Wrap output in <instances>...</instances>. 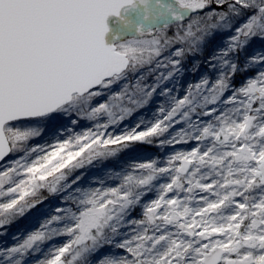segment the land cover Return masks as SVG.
<instances>
[{
  "label": "snow or ice",
  "instance_id": "1",
  "mask_svg": "<svg viewBox=\"0 0 264 264\" xmlns=\"http://www.w3.org/2000/svg\"><path fill=\"white\" fill-rule=\"evenodd\" d=\"M157 100L154 121L109 131ZM65 120L67 138L28 146ZM189 141L81 183L133 145ZM16 152L0 235L37 215L0 264H264V0H0V161Z\"/></svg>",
  "mask_w": 264,
  "mask_h": 264
},
{
  "label": "rangeland",
  "instance_id": "2",
  "mask_svg": "<svg viewBox=\"0 0 264 264\" xmlns=\"http://www.w3.org/2000/svg\"><path fill=\"white\" fill-rule=\"evenodd\" d=\"M219 43V40L217 41ZM252 75V73H249ZM243 77L236 78V85L239 86ZM197 80V75L188 74L184 77V86L186 87L189 83H194ZM161 103L160 100H157L155 103L150 104L149 106L138 109L129 117H126L119 125L110 128L109 131L113 135L121 134L125 129H131L141 120L147 125L148 122L154 121L155 117L158 115L157 108ZM103 122V121H101ZM95 121L81 119L79 126H75L76 132L87 131L89 129H94ZM63 124L66 127H56L46 128L44 134L40 137H36L29 142V147H35L37 145L47 146L49 143H53L56 138H67L69 132L73 129V126L68 124V121L65 120ZM179 130V125L175 126L174 129H170L173 134L175 131ZM195 141H189L187 143H176L173 145H166L163 147L157 146H148L136 144L128 148L127 150L120 151L117 156L108 158L107 160H95L92 165H86L84 169L78 170L79 174H82L83 179L81 183L85 186H97L96 182L98 180H105L106 183L110 186H115L118 181L114 179H109V175L113 171H124L128 170L130 165L135 162H143L147 160H156L160 166H166V161L169 156L173 155L178 151H189L192 147L195 146ZM23 152H16L10 154L2 164H0V171H3L4 168L10 166L11 160L18 159L22 156ZM164 182L163 180L160 181ZM154 196V193L152 194ZM48 199L45 201L44 205H40L42 209L47 210L48 207L54 206L58 203L57 199L53 196H50L46 193ZM3 199V198H0ZM37 215L36 210L33 209L30 212H27L23 217L17 218V220L7 227V234L0 235V245L8 246L15 241L13 236L23 237L27 231L33 229L35 225V216ZM65 238L61 237L57 240H54L51 243H62ZM48 245H45L47 248ZM32 264H35V260H32Z\"/></svg>",
  "mask_w": 264,
  "mask_h": 264
},
{
  "label": "trees",
  "instance_id": "3",
  "mask_svg": "<svg viewBox=\"0 0 264 264\" xmlns=\"http://www.w3.org/2000/svg\"><path fill=\"white\" fill-rule=\"evenodd\" d=\"M46 193H47V192H44V193H42V195H43V196H46ZM44 203H45V202H44ZM43 205H44V204H43Z\"/></svg>",
  "mask_w": 264,
  "mask_h": 264
},
{
  "label": "water",
  "instance_id": "4",
  "mask_svg": "<svg viewBox=\"0 0 264 264\" xmlns=\"http://www.w3.org/2000/svg\"><path fill=\"white\" fill-rule=\"evenodd\" d=\"M7 158H8V157H7ZM7 158H6V159H7ZM3 162H4V161H0V164H2Z\"/></svg>",
  "mask_w": 264,
  "mask_h": 264
}]
</instances>
